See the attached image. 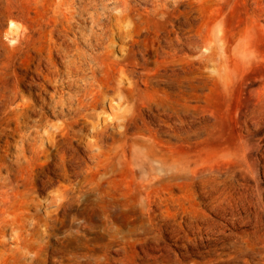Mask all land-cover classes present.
<instances>
[{
    "label": "rangeland",
    "instance_id": "obj_1",
    "mask_svg": "<svg viewBox=\"0 0 264 264\" xmlns=\"http://www.w3.org/2000/svg\"><path fill=\"white\" fill-rule=\"evenodd\" d=\"M55 1L0 0L4 11L0 15L1 52L7 48L6 40L14 42L12 36L5 32L11 30L9 10L6 13V9L11 7L18 11L14 19L22 28L35 16L37 19L39 15L46 14L47 17L53 13ZM89 6L87 9L95 14L113 15L114 23L121 20L123 28L114 24V31H121L122 36L117 33L116 38L108 39L106 47L100 50L110 57L107 63L112 65L105 72L107 75L104 74L107 87L105 102L91 105L82 112V116L76 113L52 116V127L44 122V128L50 129L55 136L52 139L45 137L47 153L52 157L37 155L30 149L23 152L17 135L0 139V195L3 189L9 191L19 206L16 213L26 212L31 226L38 217H45L72 198L68 213L59 214L54 236V242L60 247L56 254L60 258L57 264H77L72 257L85 250V245L83 240L72 241L69 238L88 214H94L96 221L100 222L97 213H101L104 207L117 206L120 216L117 223L122 224L124 215L131 217L127 224H123L124 230L137 222L147 221V215L137 209L142 193L141 166H136L134 171L123 165L108 182L91 189L85 177L89 160L85 147L88 143L85 140L80 144L77 140L85 129L82 123L77 122L78 117L89 122L90 131L85 130L83 136L92 139L93 143L96 140L95 125L100 122L99 128L110 126L112 137L107 139V144L113 147L127 139L124 126L134 112L133 130L139 141L140 155L190 159L192 165H199L198 174L218 170L226 174L239 172L245 163L239 160L241 157L237 152L243 149L247 160H257L256 167L264 183V158L260 149L255 148L256 145H264V130L262 133L257 131L258 127L264 126V0H92V6ZM130 12L133 13L131 23ZM111 42L115 48L108 45ZM1 54L0 65L4 62ZM132 64L134 71L129 77ZM94 80L89 78L80 82ZM27 84L28 81L18 83L20 91L25 94L40 92ZM53 88L52 85L46 86L40 99L50 100ZM69 92L76 94V90ZM131 94L132 101L129 100ZM84 114L87 117H83ZM9 116V127L22 124L16 120L14 112ZM32 116L38 117L36 114ZM31 129L24 126L23 132ZM64 133L73 137V143H65V148H62L57 140ZM71 146L78 149V157H72ZM91 148V153L98 152L97 144ZM252 182L253 179L251 184L256 187L255 181ZM199 191L200 185L191 186L186 181L179 184L162 182L157 184L153 194L157 198L173 194L180 208L194 206L195 209L206 210L204 200L194 194ZM206 211L211 217L218 218ZM241 214L246 215L242 223H226L218 218L225 223L221 231L227 228L226 233L215 229L210 232L203 230L204 241L199 239V247L189 244L187 253L191 255L187 258L183 257L185 249L175 244L174 237L163 228L169 244L164 252L169 254L171 264L203 259L200 252L206 254V260L215 259L218 264H225L224 259L229 258L227 253H233L235 248L231 242L240 244V240L244 247L235 253L238 263L251 259L254 264H264V242L253 233L254 224L248 221L247 212L243 210ZM157 221L165 225L162 216ZM136 246H129L126 252L132 255L128 257L131 263L142 262L136 255H142L144 250ZM130 252L136 254L133 256ZM112 253L116 257L126 254Z\"/></svg>",
    "mask_w": 264,
    "mask_h": 264
},
{
    "label": "bare ground",
    "instance_id": "obj_2",
    "mask_svg": "<svg viewBox=\"0 0 264 264\" xmlns=\"http://www.w3.org/2000/svg\"><path fill=\"white\" fill-rule=\"evenodd\" d=\"M54 4L56 7L53 13L47 17L46 14L39 15L37 19H34L35 16L28 20L27 25L22 28H19L14 19L18 11L11 7L6 9V13L9 10L11 30L8 29L5 32L12 36L14 42L10 43V40H6L7 48L3 52L0 48L4 60L0 65V139L17 135L19 136L17 141L22 144L23 152H29L28 149H30L37 155L45 154L47 156L51 154L47 153L45 137L48 136L52 139L55 136L50 133V129L44 128V122L47 123V126L52 127V116L67 115V113H76V115L82 116V112L91 105L105 102L104 94L107 87L104 74L109 71L108 69L112 65L107 63L110 57L100 50L106 47L108 39L114 40L117 33L122 36L121 31H114V24H120L118 26L122 27L121 20L114 23L113 15L95 14L87 9L88 5L92 6V0H56ZM65 5L66 8H64ZM3 12L0 6V15ZM129 15L131 23L133 13L130 12ZM112 42L108 45L115 48V44ZM133 47L134 39L131 44L132 49ZM133 71L132 64L129 69V77L133 75ZM89 78L95 80L80 82ZM25 81H28L27 86L35 87L40 92L29 91L25 94L20 91L18 83ZM48 85L54 87V93H51L50 100H41V91ZM70 90H76V94H70ZM132 95L129 97L130 101L133 99ZM12 112L16 114L17 119H15L22 124L9 127L11 124L9 115ZM33 114L38 117L33 118ZM84 115L83 117H87L86 114ZM85 119L81 117L77 119V122L82 123L85 127L77 140L80 144H83L85 140L88 143L85 147V152L89 156V160L86 162V181L91 185V189H95L96 186L108 182L123 165L134 169V171H136V166H141L142 193L137 209L147 215V221L137 222L124 230L123 224H127L131 217L124 215L121 219L122 224L117 223L120 220L117 206L104 207L101 213H97L100 222L96 221L95 215L92 213L83 217L69 238L72 241L83 240L85 245V250L83 249L82 252L76 253L72 257L77 264L90 262L96 264H171L169 254L164 252L169 244L165 240L163 228L167 229L169 236L174 237L172 239H175V244L185 249L182 253L183 257L187 258L191 255V253H187L189 244L199 247V239L204 241L203 230L210 232L215 229L226 233L227 228L221 231L225 225L222 220L232 224H236L237 221L242 223L246 217L241 214L243 210L248 214V221L254 224V227L252 226L253 233L260 241L264 242V183L261 181L256 167L257 160L253 162L247 160L243 149L241 152H237L241 157L239 160L242 159L245 163L239 172L226 174L224 171L218 170L207 174L201 172L198 174L199 165L197 163L192 165L190 159L183 160L154 154H148L146 157L140 155L139 141L133 130L134 112L129 115L128 123L124 126L127 139L118 146L111 147L107 144V139L112 137L109 133L111 127L106 125L99 128L101 125L98 122L95 125L96 140L94 143L98 145L99 149L97 153H91V146L94 143L90 141L92 139L89 140L83 136L85 130L90 131L89 122ZM24 126L33 129L25 133L23 132ZM263 130L264 126L257 129L261 133ZM72 139L73 137L69 133H64L57 141L60 147L65 148V143H73ZM149 146L154 147L153 144H149ZM255 148L260 149L264 158V145H256ZM70 150L73 158L78 157L77 148L71 146ZM66 151L65 153L68 154ZM251 179L253 182L255 181L256 187L251 184ZM183 181L191 186L200 185V191L194 194L204 200L207 205L206 210L222 220L211 217L206 210L201 208H196V210L194 206L192 208L190 206L178 207L173 194V196L163 195L159 198L153 194L154 188L159 183L179 184ZM1 191L0 264H57L60 258L56 254L60 247L54 242L56 239L54 236L58 229L59 214L68 213L72 207V198H68L63 206H59L45 217L35 218L36 222L31 226V223L27 222L26 212L16 213L19 206L14 200L15 197L6 189ZM178 200L177 202H179ZM60 207L61 210H59ZM159 216H162L165 222L164 226L157 221ZM201 223H205V225H201ZM241 241L240 244L231 242L235 248H233V253H227L229 258L224 259L225 264H239L235 253L241 250L240 247H244ZM135 245L141 246L144 250L142 255L139 253L136 255L142 262L131 263L128 257L132 255L126 252L129 246L133 248ZM113 251L126 254L116 257L113 255ZM151 251H160V253ZM196 252L198 253L197 250ZM199 254L203 259H195L189 263L182 260L181 263H219L215 259L213 261L206 260V254L203 252ZM242 264H254V261L245 259Z\"/></svg>",
    "mask_w": 264,
    "mask_h": 264
}]
</instances>
